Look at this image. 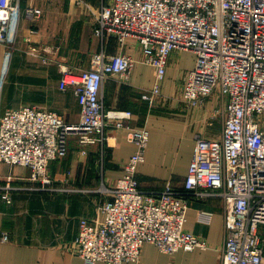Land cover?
Segmentation results:
<instances>
[{
    "label": "built area",
    "instance_id": "2783aa9c",
    "mask_svg": "<svg viewBox=\"0 0 264 264\" xmlns=\"http://www.w3.org/2000/svg\"><path fill=\"white\" fill-rule=\"evenodd\" d=\"M16 7L0 0V43L12 51V15ZM38 17L39 8H26ZM93 33L115 40L117 53H96L86 69L60 67L58 86L70 87L80 106L77 123H65L53 111L20 106L0 114V161L29 168L28 180L49 187L46 165L65 154L67 137L79 144L102 142L107 124L127 127L129 110L107 109L99 98L104 76L126 79L135 63L152 66L159 92L172 50L195 55L183 81L182 100L190 106L216 94L221 132L197 137L182 191L169 184L157 192L140 190L134 174L143 160L147 131L135 128L126 139L135 151L123 163V174L99 206L98 218L80 217L72 253L86 264L137 261L143 243L172 253L205 243L184 228L185 195L214 194L223 201L224 243L220 264L264 263V0H107L94 18ZM209 190L206 191H200ZM2 233L0 239L7 240Z\"/></svg>",
    "mask_w": 264,
    "mask_h": 264
},
{
    "label": "crops",
    "instance_id": "0c3cea01",
    "mask_svg": "<svg viewBox=\"0 0 264 264\" xmlns=\"http://www.w3.org/2000/svg\"><path fill=\"white\" fill-rule=\"evenodd\" d=\"M107 0H10L13 43L9 58L0 43V114L28 105L53 111L65 123H77L80 106L70 87L59 88L60 67L73 71L90 66L93 54L117 53L116 42L93 33L98 7ZM39 8L37 18L26 8ZM135 63L126 79L104 76L99 90L102 106L129 110L124 127L107 124L102 142L79 144L67 137L65 154L46 165L48 190L28 180L29 168L0 161V184L12 187L11 202L0 197V264H86L72 253L80 217L98 218L99 206L110 198L100 186H113L123 163L135 151L126 139L135 128L147 131L143 160L134 179L140 190L160 191L169 184L182 191L197 137L216 138L221 132L219 99L211 94L195 106L182 100L185 74L195 63L189 51L172 50L163 77L156 83L154 68L140 61L137 44L127 51ZM209 192V190H203ZM184 228L204 247L165 253L142 244L137 261L120 264H220L224 243L223 201L214 194H186ZM264 249V240H262ZM264 264V263H262Z\"/></svg>",
    "mask_w": 264,
    "mask_h": 264
},
{
    "label": "rangeland",
    "instance_id": "374dc122",
    "mask_svg": "<svg viewBox=\"0 0 264 264\" xmlns=\"http://www.w3.org/2000/svg\"><path fill=\"white\" fill-rule=\"evenodd\" d=\"M219 102V105H220V102L221 101H218ZM41 186V185H40ZM44 187L46 186L43 185ZM12 187L10 186V184H8L7 182L4 183V184H0V197L6 202V203H10L12 198H11V191ZM7 240H8V237H7ZM6 239L5 240H2V241H7ZM74 255V254H73ZM78 258V257H77Z\"/></svg>",
    "mask_w": 264,
    "mask_h": 264
}]
</instances>
